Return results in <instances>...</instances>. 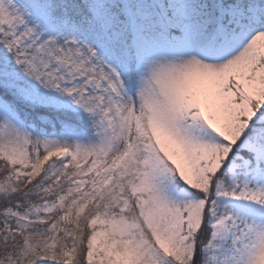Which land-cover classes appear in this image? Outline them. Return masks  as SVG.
<instances>
[{
  "label": "snow or ice",
  "instance_id": "snow-or-ice-1",
  "mask_svg": "<svg viewBox=\"0 0 264 264\" xmlns=\"http://www.w3.org/2000/svg\"><path fill=\"white\" fill-rule=\"evenodd\" d=\"M0 264H264V0H0Z\"/></svg>",
  "mask_w": 264,
  "mask_h": 264
}]
</instances>
